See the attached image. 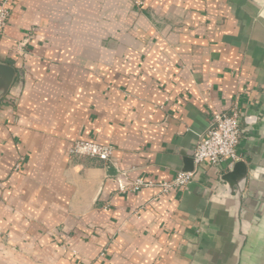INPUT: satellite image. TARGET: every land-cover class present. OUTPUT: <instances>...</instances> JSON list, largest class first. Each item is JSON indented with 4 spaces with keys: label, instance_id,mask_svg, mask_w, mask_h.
<instances>
[{
    "label": "crops",
    "instance_id": "obj_1",
    "mask_svg": "<svg viewBox=\"0 0 264 264\" xmlns=\"http://www.w3.org/2000/svg\"><path fill=\"white\" fill-rule=\"evenodd\" d=\"M6 1L0 264H264V0ZM233 107L241 193L208 163L164 193Z\"/></svg>",
    "mask_w": 264,
    "mask_h": 264
},
{
    "label": "built area",
    "instance_id": "obj_2",
    "mask_svg": "<svg viewBox=\"0 0 264 264\" xmlns=\"http://www.w3.org/2000/svg\"><path fill=\"white\" fill-rule=\"evenodd\" d=\"M10 10L6 0H0V36L9 18ZM10 100H17L18 95L15 89L8 92ZM240 111L233 107L228 112H214L208 123L205 132L199 136L196 146L192 152L195 166L208 163L211 166L224 165L231 167L239 159L238 145L241 130L239 127ZM113 148L92 140L81 139L74 141L68 149L69 156L90 157L102 162H111ZM194 175L192 172H179L175 177L159 184L166 193L171 187L184 186ZM117 188L121 192L137 190L141 186L154 185L151 181L136 179L126 182L121 177L115 179ZM3 189V181L0 180V190Z\"/></svg>",
    "mask_w": 264,
    "mask_h": 264
},
{
    "label": "water",
    "instance_id": "obj_3",
    "mask_svg": "<svg viewBox=\"0 0 264 264\" xmlns=\"http://www.w3.org/2000/svg\"><path fill=\"white\" fill-rule=\"evenodd\" d=\"M15 76V69L5 63L0 62V98H2ZM194 170L193 156L185 157L184 168L182 172H192ZM247 167L244 161L240 160L233 164L232 168L222 176V180L227 184L229 190L233 191L236 187V194L241 193V185L246 178ZM115 171L112 167L109 168V174H114Z\"/></svg>",
    "mask_w": 264,
    "mask_h": 264
}]
</instances>
